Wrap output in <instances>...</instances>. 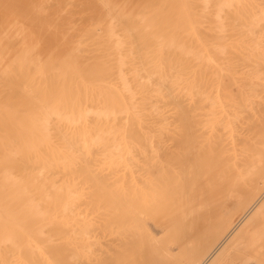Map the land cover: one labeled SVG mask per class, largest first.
I'll use <instances>...</instances> for the list:
<instances>
[{
  "label": "bare ground",
  "instance_id": "1",
  "mask_svg": "<svg viewBox=\"0 0 264 264\" xmlns=\"http://www.w3.org/2000/svg\"><path fill=\"white\" fill-rule=\"evenodd\" d=\"M214 4L0 0V264H264V0Z\"/></svg>",
  "mask_w": 264,
  "mask_h": 264
},
{
  "label": "rangeland",
  "instance_id": "2",
  "mask_svg": "<svg viewBox=\"0 0 264 264\" xmlns=\"http://www.w3.org/2000/svg\"><path fill=\"white\" fill-rule=\"evenodd\" d=\"M220 1H221V3H222V0H213V3H215V4H214L215 7L218 8V7L222 6L221 3H220ZM231 88H232L233 92L237 91V85L232 84V85H231ZM257 106L259 107L260 105H257ZM144 119H145L147 122L150 121V120H148V118H144ZM169 119H170V118H169ZM247 134H248L247 132L242 131V130L237 131L236 136L234 137V138H235V139H234V142H235L237 145H240V142H241V141H245V140H246V138H247V136H248ZM148 226H149L150 230L152 231V233H154V234L157 235V236L161 235L162 232H163L162 227H161V226H157V225H155L154 222L151 221V220L148 221Z\"/></svg>",
  "mask_w": 264,
  "mask_h": 264
}]
</instances>
